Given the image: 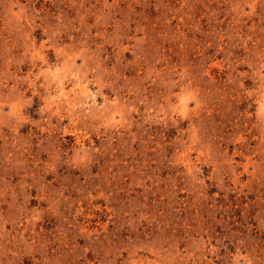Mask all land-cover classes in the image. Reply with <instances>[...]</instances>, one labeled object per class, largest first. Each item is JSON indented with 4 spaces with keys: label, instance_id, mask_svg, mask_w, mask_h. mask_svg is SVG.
I'll use <instances>...</instances> for the list:
<instances>
[{
    "label": "rangeland",
    "instance_id": "obj_1",
    "mask_svg": "<svg viewBox=\"0 0 264 264\" xmlns=\"http://www.w3.org/2000/svg\"><path fill=\"white\" fill-rule=\"evenodd\" d=\"M0 264H264V0H0Z\"/></svg>",
    "mask_w": 264,
    "mask_h": 264
}]
</instances>
